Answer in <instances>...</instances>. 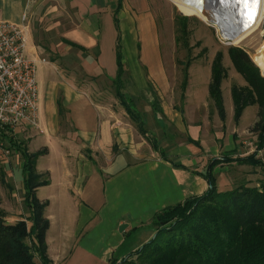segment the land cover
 Returning a JSON list of instances; mask_svg holds the SVG:
<instances>
[{"label":"crops","instance_id":"0c3cea01","mask_svg":"<svg viewBox=\"0 0 264 264\" xmlns=\"http://www.w3.org/2000/svg\"><path fill=\"white\" fill-rule=\"evenodd\" d=\"M150 2L0 0V19L24 27L30 36L46 35L43 44L28 45L27 55L38 59L39 52H46L53 59L39 113L45 129H38L49 137L39 138L19 125L27 131L28 152L43 151L36 171L47 184L38 186L36 195L48 201L46 241L52 264L120 262L153 237L156 213L208 190L205 173L213 158L248 154V139L239 133L248 106L239 120L232 119L234 101L229 109L223 93L225 118L217 109H203L210 98L209 80L207 88L195 89L190 78L176 93ZM118 43L124 66L133 60V73L125 68L124 89L142 115L146 134L115 94ZM76 79L90 84L80 86ZM88 87L99 94L112 91L119 99L116 106L99 102ZM15 160L23 170L24 157ZM236 164L231 160L214 167L219 188L215 172L230 175ZM24 174L19 182L6 164L8 199L0 184V208L8 221L31 214ZM122 224H127L123 231ZM132 239H138L135 246Z\"/></svg>","mask_w":264,"mask_h":264},{"label":"trees","instance_id":"16d2710c","mask_svg":"<svg viewBox=\"0 0 264 264\" xmlns=\"http://www.w3.org/2000/svg\"><path fill=\"white\" fill-rule=\"evenodd\" d=\"M254 55L264 70V55ZM231 57L238 71L259 94L260 119L254 127L258 138L256 150H259L264 147V75L243 48L234 49ZM117 64L118 72L113 79L115 94L141 133L146 134L142 115L124 89L125 67L120 43L117 45ZM225 76L222 56L218 53L212 62L209 93L222 118L226 116L222 96ZM187 82L186 72L181 86L183 90ZM249 94V91L241 87L232 86L236 120L253 103V96ZM57 102L59 112L63 114L65 108L62 98H58ZM5 137L7 130L0 135L2 139ZM153 144L157 148L156 143ZM42 153L39 150L23 154L25 200L31 208L30 216L8 221L7 213L0 208V264H52L46 241L50 226V220L45 215L48 201H40L36 195V188L47 184V180L36 171V158ZM231 160L239 164L256 163L264 166L257 151L237 158L228 155L222 159L213 158L205 173L210 183L208 190L156 213L153 218L156 227L154 237L123 258L119 264H264V181L260 187L240 182L232 189L220 190L213 169L217 164ZM1 202L0 192V205ZM27 220L32 221L31 227ZM132 255L137 256L136 260L130 258Z\"/></svg>","mask_w":264,"mask_h":264},{"label":"rangeland","instance_id":"374dc122","mask_svg":"<svg viewBox=\"0 0 264 264\" xmlns=\"http://www.w3.org/2000/svg\"><path fill=\"white\" fill-rule=\"evenodd\" d=\"M218 1L211 0L210 8L215 10L216 13L219 12L222 16L220 17L224 20V22H226L227 19L225 13H229V19L231 21H237L239 23L243 21V14L245 12V7H247V5L243 3V0ZM150 5L159 27L158 32L160 41L162 42V53L167 62L168 75L176 93L180 95L183 91L181 86L186 72L188 73V79L191 78L192 85L195 89H202V87L205 86L207 88L208 85L204 86V84H206L208 80H211L212 62L216 54L219 53L222 56L224 69L226 71V76L223 79L222 93H224L227 103L231 105L229 109H233V95H231L232 86L241 87L244 91H249V95H252L254 99L253 103L248 105V110L242 119V124H244L243 128L239 130V133L244 135L245 139H248V154H244V156L257 151V156L262 162H264V147L256 150L258 138L257 132L254 130L256 123H258L257 121L260 119V101L257 100V96L259 94H257L255 89L249 85L248 81H246L244 76L238 71L231 57L234 49L243 48V50L248 53L252 61L255 63L259 72L264 75V70L254 55L257 53L264 55V14L260 20L261 22H259L258 28L248 34L240 43H236L233 40L226 39L223 36V28L213 22L205 14V12L194 8L191 4H188L185 1L151 0ZM262 6L264 10V0H262ZM31 36L27 34L28 45L38 44L39 42L43 44V37L46 35L39 34L37 37ZM128 43L129 41H127V44ZM34 56L35 54L31 55V57ZM37 56L39 58L44 57L47 59L46 63L38 61L36 65L39 92V113L41 114V110L44 109L46 84L50 72H53V65L52 60H50V54L46 52H39ZM132 62V58H129L124 66L128 73H133L134 71ZM75 81L76 84L78 83L80 86H87V84L89 86L90 84L89 79L86 81L76 79ZM197 86L199 87L197 88ZM262 87L264 93V84ZM105 90L108 91L107 88H105ZM88 91L90 94H94V96L98 98L99 102L110 105V107L116 106L117 101L119 100L115 95H113L112 91L103 92L102 94L100 93L101 95L97 93V90H93V88H90V90L88 89ZM136 99L138 102L137 104H140L139 102H141V99ZM206 101L208 104L203 109H217L215 101L211 98V96L210 98L206 96ZM262 101L264 102V96ZM118 107L120 106L118 105ZM233 118L234 112H232V119ZM40 121L41 119L39 117V122ZM23 123L24 127L31 130L32 133L38 134L39 138L44 137L45 139L49 137L46 132L40 133L38 130L39 128L37 129V127L29 125L26 122ZM23 126H18L17 132L16 129L7 130V137L3 139L0 138V184L6 200L8 199V188L6 186V179L4 178V175L6 176V164L8 165V173L11 174L14 172V174L19 177V182L20 178H22L24 174L22 166L17 160H15L21 159L24 152H28V140L26 138L28 134L27 131H22ZM40 126L45 129L41 123ZM10 139L12 141H10ZM147 143L148 146L152 148L153 142L150 143L148 141ZM231 171L230 175H222L219 171L215 172L218 179L221 180L220 190L226 191L232 189L240 182L260 187L264 181L263 165H258L256 163L253 165L247 163H237ZM134 239L130 240L131 246H135V242L138 240ZM139 246L141 248L142 245L140 244ZM130 258L136 260L137 256L132 255ZM120 262H116V264H119Z\"/></svg>","mask_w":264,"mask_h":264},{"label":"built area","instance_id":"2783aa9c","mask_svg":"<svg viewBox=\"0 0 264 264\" xmlns=\"http://www.w3.org/2000/svg\"><path fill=\"white\" fill-rule=\"evenodd\" d=\"M24 27L0 19V135L23 122L40 128L37 62L27 55Z\"/></svg>","mask_w":264,"mask_h":264},{"label":"bare ground","instance_id":"6f19581e","mask_svg":"<svg viewBox=\"0 0 264 264\" xmlns=\"http://www.w3.org/2000/svg\"><path fill=\"white\" fill-rule=\"evenodd\" d=\"M181 1H185L188 4H191L194 8H197L200 11L205 12V14L213 22L218 24L219 27L223 28V36L226 39L235 41L236 43H240L243 39L246 38L248 34L252 33L258 28L259 22H261L260 20L262 19L263 14H264L262 0H257L256 3H249L247 7H245L244 14L242 12V14L244 15V18L242 17L243 21H241V23L237 21L236 22L231 21L229 19V13H225L227 16V19H226V22H224V20L221 18L222 17L221 14H219V12L216 13L215 10L210 8L209 0H181ZM250 12L254 13V18L252 19L249 18Z\"/></svg>","mask_w":264,"mask_h":264},{"label":"snow or ice","instance_id":"6c2138e0","mask_svg":"<svg viewBox=\"0 0 264 264\" xmlns=\"http://www.w3.org/2000/svg\"><path fill=\"white\" fill-rule=\"evenodd\" d=\"M257 0H243V3H245L246 5H248L249 3H256ZM249 18L252 19L254 18V13L253 12H250L249 13Z\"/></svg>","mask_w":264,"mask_h":264},{"label":"water","instance_id":"95a60500","mask_svg":"<svg viewBox=\"0 0 264 264\" xmlns=\"http://www.w3.org/2000/svg\"><path fill=\"white\" fill-rule=\"evenodd\" d=\"M210 1V3H211V0H209ZM218 1V0H217ZM218 2H220V1H218ZM127 225V224H126ZM126 225L125 224H122L121 226H120V230L121 231H123L124 230V228H126Z\"/></svg>","mask_w":264,"mask_h":264}]
</instances>
